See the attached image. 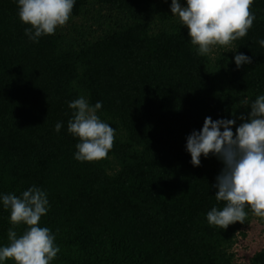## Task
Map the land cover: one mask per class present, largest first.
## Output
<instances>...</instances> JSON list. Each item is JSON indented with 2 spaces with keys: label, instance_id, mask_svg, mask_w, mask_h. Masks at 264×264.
Masks as SVG:
<instances>
[{
  "label": "trees",
  "instance_id": "trees-1",
  "mask_svg": "<svg viewBox=\"0 0 264 264\" xmlns=\"http://www.w3.org/2000/svg\"><path fill=\"white\" fill-rule=\"evenodd\" d=\"M101 10L96 37L56 31L34 43L15 0H0V193L47 192L39 223L60 248L51 264H237L232 249L253 212L227 229L208 223L226 206L214 187L223 163L202 155L194 167L186 142L206 117L236 119L235 133L251 110L241 101L264 94V0L251 5L247 35L214 62L154 0H76L71 17ZM156 17L165 25L154 30ZM237 53L252 63L237 68ZM81 95L102 102L97 114L116 131L106 158H74L69 102ZM9 217L0 204V245ZM249 264H264V249Z\"/></svg>",
  "mask_w": 264,
  "mask_h": 264
},
{
  "label": "clouds",
  "instance_id": "clouds-1",
  "mask_svg": "<svg viewBox=\"0 0 264 264\" xmlns=\"http://www.w3.org/2000/svg\"><path fill=\"white\" fill-rule=\"evenodd\" d=\"M18 16L26 27L25 35L31 42L39 43L43 36L54 35L57 28L70 19L76 0H15ZM254 0H171L172 16L178 17L188 29L190 43L199 56H210L217 46L230 47L245 37L256 17L250 10ZM264 47V39L258 41ZM235 52V51H234ZM237 68L251 64V57L237 53ZM241 104L250 106L247 116L233 132L236 119L213 120L206 117L203 127L193 131L186 142V151L194 167L201 165V156L210 154L223 163L216 177L215 198L225 202L222 209L213 207L207 213V221L223 229L236 222L244 223L246 208L258 217H264V94L255 100L245 97ZM73 110L68 121V132L79 139L74 158L77 161H93L106 158L113 148L116 131L97 114L102 102L91 105L81 95L69 102ZM63 127L57 122L55 132ZM223 129V130H221ZM0 204L10 212L8 244L0 245V264L13 260L15 264H51L60 252L56 236L48 227H41L40 220L50 210L48 194L35 185L15 193H0ZM25 225L18 236L15 227Z\"/></svg>",
  "mask_w": 264,
  "mask_h": 264
},
{
  "label": "rangeland",
  "instance_id": "rangeland-1",
  "mask_svg": "<svg viewBox=\"0 0 264 264\" xmlns=\"http://www.w3.org/2000/svg\"><path fill=\"white\" fill-rule=\"evenodd\" d=\"M157 2L162 10V13H165L171 18V22L180 21L178 17L172 16L173 14L170 11L171 0H154ZM183 4V2L181 1ZM98 12L101 15L106 16V11H91L86 14L84 17L72 18L70 16L69 21L64 26L58 27L57 32L63 34H70L71 36L76 37L77 33H86L95 32L92 35L94 37L101 34V27L98 26L97 20L100 22H105V19H101ZM99 18V19H98ZM106 18V17H105ZM170 22V21H169ZM165 25V21L162 18L154 19L153 29L157 30L158 28ZM90 35V34H89ZM233 49V46L223 47L217 46L214 49L212 55L209 58L214 62V60L220 55V53H225ZM264 249V217H258L254 213L250 216V220L247 224L242 226L239 231V234L236 238V243L232 249V252L235 255V262L237 264H249L251 258L258 252Z\"/></svg>",
  "mask_w": 264,
  "mask_h": 264
}]
</instances>
